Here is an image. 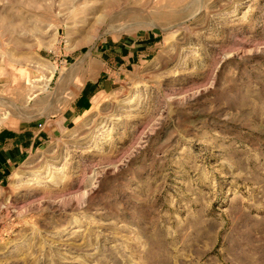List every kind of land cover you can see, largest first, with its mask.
<instances>
[{"label": "rangeland", "instance_id": "obj_1", "mask_svg": "<svg viewBox=\"0 0 264 264\" xmlns=\"http://www.w3.org/2000/svg\"><path fill=\"white\" fill-rule=\"evenodd\" d=\"M3 137L0 264H264V0H0Z\"/></svg>", "mask_w": 264, "mask_h": 264}, {"label": "crops", "instance_id": "obj_2", "mask_svg": "<svg viewBox=\"0 0 264 264\" xmlns=\"http://www.w3.org/2000/svg\"><path fill=\"white\" fill-rule=\"evenodd\" d=\"M91 83L93 84V88H97V89H101V84H102V88H104L103 85V81L102 80H92ZM86 87H90V85H86L83 86L81 92L79 93V95L77 96V98L75 99L74 102V108L76 110L77 113L83 111V109H85L89 97H90V93L87 92ZM92 88V87H91ZM13 140H8L6 138H0V165L4 166L9 163L8 158L11 157V155L9 153H12L11 148L13 146ZM14 153L17 155L18 154V148L14 150ZM5 160V163L3 162Z\"/></svg>", "mask_w": 264, "mask_h": 264}, {"label": "bare ground", "instance_id": "obj_3", "mask_svg": "<svg viewBox=\"0 0 264 264\" xmlns=\"http://www.w3.org/2000/svg\"><path fill=\"white\" fill-rule=\"evenodd\" d=\"M3 103V102H2Z\"/></svg>", "mask_w": 264, "mask_h": 264}]
</instances>
